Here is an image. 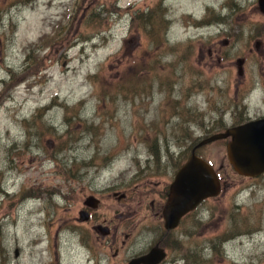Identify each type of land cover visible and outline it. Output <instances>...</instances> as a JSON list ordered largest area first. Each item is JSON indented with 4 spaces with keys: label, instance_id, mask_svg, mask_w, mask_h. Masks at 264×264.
Returning a JSON list of instances; mask_svg holds the SVG:
<instances>
[{
    "label": "rangeland",
    "instance_id": "rangeland-1",
    "mask_svg": "<svg viewBox=\"0 0 264 264\" xmlns=\"http://www.w3.org/2000/svg\"><path fill=\"white\" fill-rule=\"evenodd\" d=\"M262 117L258 0H0V264H127L159 239L133 178L172 180L198 142ZM228 140L197 148L221 191L162 264H264V174H237Z\"/></svg>",
    "mask_w": 264,
    "mask_h": 264
},
{
    "label": "water",
    "instance_id": "water-1",
    "mask_svg": "<svg viewBox=\"0 0 264 264\" xmlns=\"http://www.w3.org/2000/svg\"><path fill=\"white\" fill-rule=\"evenodd\" d=\"M258 7L264 13V0H258ZM243 61L238 60V63L242 64ZM220 139H229L226 143V154L237 174L257 177L264 173V117L227 128L224 132L201 140L191 149L189 157L176 171L169 185L162 211L164 229L167 232L177 227L180 219L195 210L204 200L218 195L221 191L217 171L196 154V149L200 146ZM97 201V198L90 195L85 198L84 204L95 207ZM79 214L82 221L88 219L86 211H80ZM100 232L106 234L104 228ZM165 257L164 249L155 245L147 253L132 258L128 264H159Z\"/></svg>",
    "mask_w": 264,
    "mask_h": 264
},
{
    "label": "flooded vegetation",
    "instance_id": "flooded-vegetation-1",
    "mask_svg": "<svg viewBox=\"0 0 264 264\" xmlns=\"http://www.w3.org/2000/svg\"><path fill=\"white\" fill-rule=\"evenodd\" d=\"M145 166L147 167L148 165L146 164V165H143V166H140V167H141V169H143V167H145ZM146 177H147L146 175L142 174V175H136L133 178V180L130 182V184L134 183L135 181H137V182L134 184V188H133L134 190L132 189L130 194L133 197L135 195V192H136L135 190H141L143 192L144 196H146L147 194H149L151 192L156 194L157 198H152V200L150 202V207H149L150 215L148 216V218H150L153 214H154V216L159 218L160 224H159V229L157 230V235L159 236V239L153 246L158 245L159 247H161V248H163L165 250V247H163V245H165V243H166V238L168 237V235L170 234L171 231H173V230H175V229H177L179 227V225L181 224V222H182L184 217L181 218L179 224L177 225V227H175V229L170 230L168 232L164 229V221H163V217H162V211H163L164 205L166 203L167 194H168V191H169V185H170L172 180H163L162 182L157 181L154 184L151 181H142V182L139 181V180H141L143 178H146ZM173 177H174V175H173ZM153 186H156V188H158V189H156ZM125 191L126 190L124 189V192L120 193V194H116L118 191L117 192H113V196H116V198H119V200L123 201V200H125V198L127 196V192H125ZM124 194H125V197H124ZM98 206H99V199H98L97 205L95 207L84 206L85 207L84 211H86L87 214H88L87 215L88 219L86 221H84V222L90 221L91 217H92V214H93V219H95V209H97ZM119 223H116L115 225L114 224H110V222H108V223L106 222V224L96 223V224H94L92 226V228L94 229V227H96V226L98 227L99 225H101L100 229L104 228V232H106V234H104L103 237L109 235L111 230H113V234L111 235V237H112L113 235L115 236V231H116V233L118 232ZM115 227H117V230H115L116 229ZM122 243H124V241H122ZM153 246H151V247H153ZM147 252H148V250L146 252H143V253L140 252L139 254H136V255L132 256L130 259L126 260V263L128 264L132 258L138 257L140 255H143V254L147 253ZM162 263H163V261L161 263H159V264H162Z\"/></svg>",
    "mask_w": 264,
    "mask_h": 264
}]
</instances>
